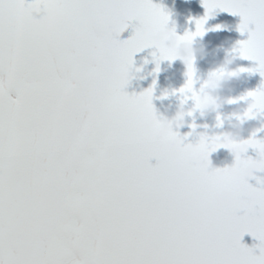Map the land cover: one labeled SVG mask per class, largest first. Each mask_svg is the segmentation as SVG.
Listing matches in <instances>:
<instances>
[{
	"label": "snow or ice",
	"instance_id": "6c2138e0",
	"mask_svg": "<svg viewBox=\"0 0 264 264\" xmlns=\"http://www.w3.org/2000/svg\"><path fill=\"white\" fill-rule=\"evenodd\" d=\"M45 2L61 24L34 37L38 0H0V264H264V252L241 243L245 233L264 242V186L185 172L184 161L219 145L201 140L171 160L157 155L155 130L136 127L151 89L129 95L124 73L145 41L117 34L132 18L161 15L158 6ZM204 7L238 14L249 32L241 55L264 65V0ZM248 143L264 152V141ZM224 184L239 199L216 208Z\"/></svg>",
	"mask_w": 264,
	"mask_h": 264
},
{
	"label": "clouds",
	"instance_id": "9594fccd",
	"mask_svg": "<svg viewBox=\"0 0 264 264\" xmlns=\"http://www.w3.org/2000/svg\"><path fill=\"white\" fill-rule=\"evenodd\" d=\"M184 2L187 3L189 0H184ZM206 2H210V0H202L203 7ZM157 6L161 15L152 18H132L127 22L136 21L132 25L134 31L131 37L139 36L145 41V46L134 54L147 48L154 49L151 52V62L155 65L152 73L161 71V62L163 61H181L185 69L183 72L185 82L178 89L162 92L158 97L161 101L173 96L177 100L175 103H162V111H160L153 104V95L157 84L156 80L153 79L152 85L139 93L151 89L150 107L138 115L136 127L140 130H155L154 146L157 155L171 160L179 159L189 144L195 145L200 143L201 140L209 146L212 144L219 145L214 151L201 154L195 162L191 160L184 161V171L191 172L195 165L209 175L217 172L227 174L233 178L234 184H249V180L255 177L256 173L264 172V152L248 143L254 140L264 141V139L257 138L258 133L264 132V80L256 89L240 95H226V92L232 90L233 83L239 81L243 73L259 72L261 75V71H264V65L261 61L254 60L257 62L254 68L240 66L237 61L246 58L241 55L240 41H238L230 49H224L223 58L212 65L206 77L201 78L198 74L196 62L198 59L206 58L209 55L207 45L203 43L202 38L210 30L205 28V24L209 17L214 15V11L209 14L204 7L205 14L195 19V26L197 20H205L202 35H189L196 32V27L195 31L186 29L181 35L177 32L179 22L176 18L178 13L174 11L175 0H173L172 8ZM192 19L190 17L188 22L191 23ZM61 20L59 13L46 6L45 0H38L37 6L33 9L29 18L31 34L34 37H39L42 34H54L59 29ZM220 28L221 25L215 26L216 30ZM133 57L132 64L127 67L124 73L127 84L143 68V65L134 67ZM147 63L149 61L145 59L144 64ZM261 77H264V75H261ZM258 90L262 94L250 95V93H256ZM189 101L192 102L191 106H189ZM233 105L235 107L230 112H224L226 106ZM197 115L205 120L214 115V125H209L207 122L198 125L196 123ZM189 119H191L190 127L193 131L198 127L206 130L197 134L199 139L194 144L185 143L186 136L182 137L179 133V129L184 127ZM210 127L219 129V131L209 135L207 129ZM245 132H248L247 137L244 136ZM191 134L188 133L187 135ZM249 148L257 152L258 158L253 159L251 156L246 155ZM219 149L227 150L228 155L233 157V161L223 167H212L210 154ZM256 178L262 179L260 177ZM234 184H224L213 191L211 203L214 207L228 208L237 202L239 193ZM257 247L260 252H264V242L260 241Z\"/></svg>",
	"mask_w": 264,
	"mask_h": 264
},
{
	"label": "rangeland",
	"instance_id": "374dc122",
	"mask_svg": "<svg viewBox=\"0 0 264 264\" xmlns=\"http://www.w3.org/2000/svg\"><path fill=\"white\" fill-rule=\"evenodd\" d=\"M156 0H153L155 2ZM199 2L202 4V0H189V2L185 3L184 0H175L174 11L178 13L176 17L179 22V27L177 29L178 34H183L186 29L191 31H195V19L200 18V13H198V5L196 3ZM199 4V5H200ZM172 8L173 7V0H164V7ZM216 12H219V8L215 9ZM193 18L192 22L189 23V18ZM241 17L237 15H233L227 12L225 18L220 19L215 24H205V28L210 29L206 32L205 36L202 38V41L209 50V55L206 58L198 59L196 62L198 68V74L201 78L206 77L207 72L212 67V65L223 58L224 56V49H230L233 47L236 42L247 40L249 38V32L245 31L241 33L238 29L239 24L241 23ZM221 25V28L216 30L215 26ZM254 25L249 24V29H253ZM200 39V38H198ZM149 50V49H148ZM154 51V49L149 50V54ZM237 63L245 68H254L256 66V61L254 60H247V59H239ZM140 67V66H139ZM155 65L152 63L151 66H146V70L149 73H152ZM184 66L181 61L176 60L173 62L163 61L161 62V71L159 73H152L151 76L143 77L141 82L133 83L131 87V95L132 94H139L140 92L144 91L148 87L152 85L153 79L156 80V89L153 95V104L154 106L162 111L161 104H167L169 102L175 103L177 98L175 96L170 97L164 101L158 99V97L162 94V92L167 88V90L171 91L173 89H178L183 85L185 82V77L183 76ZM142 71V70H141ZM262 80L264 77H261L259 72H251V73H243L241 79L239 81H235L232 86V90L230 92H226V95H240L249 90H254L261 85ZM126 92V91H125ZM191 101H189V106H191ZM235 106H226L224 112H230L232 108ZM207 122L209 125H214V115L208 117L206 120L201 119L197 115L196 123L198 125H202ZM255 123V122H253ZM191 119H189L188 123L179 129V133L182 137H185L188 133H192L188 136H194L193 139L189 138V140L185 143H196L199 139L197 135L200 132L206 131L202 127H198L195 131L192 130L190 127ZM209 135H211L215 131H219V129H215L210 127L207 129ZM248 132L244 133V136L247 137ZM258 139H264V132L257 134ZM251 156L253 159L258 158L257 152L249 148L247 154ZM210 160L212 167H223L225 164H231L233 161V157L228 155L227 150L219 149L214 153L210 154ZM152 164L156 163L155 158L151 160ZM256 177L262 178L260 183ZM249 184L253 187H262L264 186V172H258L255 174V177L249 180ZM241 243L249 248H253L256 255L260 254V249L258 247H254L260 244V241L254 238L250 233H245L241 239Z\"/></svg>",
	"mask_w": 264,
	"mask_h": 264
},
{
	"label": "flooded vegetation",
	"instance_id": "af4514ba",
	"mask_svg": "<svg viewBox=\"0 0 264 264\" xmlns=\"http://www.w3.org/2000/svg\"><path fill=\"white\" fill-rule=\"evenodd\" d=\"M29 2H31V0H29ZM151 2L153 4H157V5H160L162 7H164V0H156L155 2H153V0H151ZM199 2L196 3V5H198V12L200 13L201 17L205 14V8L203 7V3L200 4ZM213 16V15H212ZM212 16L209 17V19L207 20V22L209 23H213V22H216L217 19L214 17L215 16V10H214V18L212 19ZM136 21L133 20L131 21V23H127L125 25V27H123L120 32L117 34L119 38H124V39H127V38H130L132 35H133V31L134 29L132 28V25L135 24ZM149 50H152L153 48H147ZM147 49H144L142 50L141 52L139 53H136L134 54V57H133V60H134V67H136L137 63L139 62L141 65H146L144 64V61L145 59H147L149 61V63H147L148 65H151L152 62V58H151V54H149V52L147 53ZM151 75V74H150ZM13 97L15 96V93L12 94Z\"/></svg>",
	"mask_w": 264,
	"mask_h": 264
},
{
	"label": "bare ground",
	"instance_id": "6f19581e",
	"mask_svg": "<svg viewBox=\"0 0 264 264\" xmlns=\"http://www.w3.org/2000/svg\"><path fill=\"white\" fill-rule=\"evenodd\" d=\"M141 81L142 79H140L139 74H136L135 77L126 85L124 91H126L129 95H131V91H132L131 87H133L132 84L133 83L137 84L138 82H141Z\"/></svg>",
	"mask_w": 264,
	"mask_h": 264
}]
</instances>
